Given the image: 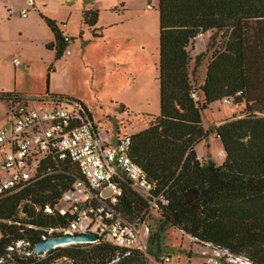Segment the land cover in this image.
<instances>
[{"label":"trees","instance_id":"obj_1","mask_svg":"<svg viewBox=\"0 0 264 264\" xmlns=\"http://www.w3.org/2000/svg\"><path fill=\"white\" fill-rule=\"evenodd\" d=\"M158 11L160 113H147V127L130 134V154L156 191L165 190L168 203L151 209L124 179L118 181L123 193L116 205L129 220H144L150 211L158 215L146 250L124 256L123 249L95 242L35 253L37 241L59 235L49 229L67 225L68 218L55 207L80 176L75 163L47 158L41 178L0 198V264H145L149 256L161 260L165 255L169 228L190 234L199 245L227 247L264 264V0H159ZM42 17L55 35L47 46L59 59L68 42L54 19ZM98 18L97 9L83 11V23L90 27ZM208 32L213 33L207 47L212 54L203 83L195 85L205 54L191 69L189 46ZM226 98L243 103L244 115L214 127L226 154L218 165L199 159L195 146L211 131L203 125V110ZM118 253L120 259L112 262Z\"/></svg>","mask_w":264,"mask_h":264},{"label":"rangeland","instance_id":"obj_2","mask_svg":"<svg viewBox=\"0 0 264 264\" xmlns=\"http://www.w3.org/2000/svg\"><path fill=\"white\" fill-rule=\"evenodd\" d=\"M33 1L42 6L44 13L41 14L46 17L67 20L71 11L70 23L74 29L79 26L81 9H97L100 16L95 27L99 28L97 31L103 27L104 32L103 37L96 38L93 35L94 27L82 23L85 34L79 36L78 47L72 48L74 54L54 63L57 70L52 74L50 90L62 92L64 96L77 100L86 107L92 113L101 136L105 131L111 136L118 132L122 136L145 129L150 119L147 113H160L159 85L156 88L155 84H148L159 61V0H12L11 6L17 8L18 13L22 6L29 8ZM120 18H124V21L121 22ZM24 23L20 19L10 22V31L13 30L18 46L11 47L6 52L10 54V60L21 54L19 50L39 56L32 64L29 62V70L27 62L23 61V72L18 74L17 81L24 91L43 93L47 88V70L52 61L47 67L45 62L50 59L51 52L35 47L30 42L29 39L36 35L35 32L20 35V27ZM90 38L92 41L86 44L84 40ZM218 39L219 37L216 41ZM211 43L213 33L208 32L203 40L195 39L189 46L191 69L194 68L196 57L201 53L205 54L196 73L195 85H198L205 73V66L212 54V50L207 51ZM141 44L147 45L144 52ZM3 109L0 105V113ZM202 113L203 125L211 131L195 146V150L203 157V161L212 160L222 165L226 154L213 129L227 120L243 116L244 104L227 103L222 99L210 104ZM157 218L158 215L150 211L144 220L151 227ZM142 242L147 245L148 236L142 234ZM163 245L161 256L170 254L174 258L179 257L181 261L189 260L190 264L208 263L200 254V246L194 244L191 235L182 230L169 228ZM59 262L69 263L62 260ZM159 262L160 260L149 256L145 264Z\"/></svg>","mask_w":264,"mask_h":264},{"label":"built area","instance_id":"obj_3","mask_svg":"<svg viewBox=\"0 0 264 264\" xmlns=\"http://www.w3.org/2000/svg\"><path fill=\"white\" fill-rule=\"evenodd\" d=\"M21 12L25 17L28 9L23 8ZM204 36L205 33H199L196 40L201 41ZM64 39L69 42L71 37L65 35ZM14 63L18 64L19 59L15 58ZM191 96L195 98L196 92L192 91ZM0 99L8 104L7 124L0 129V198L41 178L47 158L70 161L78 166L80 176L63 191L55 207L60 215L68 218V223L49 232L96 234V242L123 249L124 256L133 249L145 251L147 245L142 242V234L149 236L150 227L140 218L127 219L116 208L123 193L118 181L129 180L151 209L166 205L168 199L165 190L156 191V184L131 157V135L117 133L113 139L105 134L101 136L86 107L61 94H0ZM225 101L232 103L229 98ZM46 211L53 209L47 207ZM191 239L200 246V254L207 264H255L245 254L209 242L199 245L196 238ZM119 259L118 253L112 262ZM159 264L190 262L167 254Z\"/></svg>","mask_w":264,"mask_h":264},{"label":"crops","instance_id":"obj_4","mask_svg":"<svg viewBox=\"0 0 264 264\" xmlns=\"http://www.w3.org/2000/svg\"><path fill=\"white\" fill-rule=\"evenodd\" d=\"M11 3H12V0H0V94L1 93H12V94H21V95H41L45 93H52V94L60 93L61 94L62 92H55V91L50 90V81L52 78V74H54L57 70V67L54 65V63L55 62L58 63L62 61L64 58H66V56H72L74 54L72 48L78 47L79 42H80L79 36L82 37L85 34V30L82 28L83 27L82 23H83V11L86 9L85 8L81 9V16H79L80 23L78 24L79 26H77V28L75 29L72 28L71 23H70L71 11H70V15L67 17V20H64V18L59 19V18H53V17L47 16L51 19H54L57 22L64 36L68 35L71 37V40L66 44V48L63 52L62 57L59 59H56V50L54 48L49 49L47 46L49 43H52L55 41V35L52 29L48 26L44 17H42L41 13H44L42 6H40L37 2L33 1L29 8H27L26 6H22L20 9V12L16 13L18 9L13 8L11 6ZM23 8L28 9L27 16L25 17L22 15V12H21ZM16 19H20L21 21L25 22L20 27V35H23L24 33H29V32L31 33L32 31L35 32L36 35L29 39L30 42H32V44H34L35 47H40L42 50H45L46 52L48 51L51 52L50 59L45 62V65L47 67L49 62L52 61V63H50L48 70H47V79L49 78V83H47L46 91L43 93L27 92V91L22 90L18 86L17 78H18V74L23 72V66H22L23 61L27 62L26 67L29 70L31 68V64L33 60L39 56H35L34 54H31V53L26 54L22 50H19V52L21 53L19 56L13 57L12 60L9 59L10 54H8V52L6 51H9L11 47L18 46V43H15L17 42V40L15 39V36L13 35V30L10 31L11 29L9 27L10 22L15 21ZM120 19H121L120 20L121 22L124 21V18H120ZM100 29H101L100 31H97L99 30V28H96V27H94L93 29V35H95V33L96 35H98V36H95L96 38L104 36V32L102 30L103 27H100ZM84 41L86 44H88L90 41H92V39L91 38L88 40L85 39ZM141 48L144 52L147 49V45L141 44ZM67 50H70V53H67ZM15 58H19L18 66L14 63ZM40 59L42 60L41 57ZM156 65L157 66L154 71L153 78L150 81H148V84H150L151 86H154L155 84L156 88H158V85H159V91H160V83L158 79L159 61ZM51 68L52 70L50 71ZM130 76H133V74L130 73ZM204 79H205V73L203 77H201L199 84H202ZM0 105L4 108L3 112L0 113V129H1L7 124V116H6L7 114L6 113L8 109V104L4 99H0ZM87 111H88L90 119L94 123L92 113L88 109ZM94 125L96 128H98V126L95 123ZM105 135H108L111 139H113L115 136V135L111 136L108 131H105ZM216 137L219 138L217 135ZM198 157L199 159L203 158L199 154H198Z\"/></svg>","mask_w":264,"mask_h":264},{"label":"water","instance_id":"obj_5","mask_svg":"<svg viewBox=\"0 0 264 264\" xmlns=\"http://www.w3.org/2000/svg\"><path fill=\"white\" fill-rule=\"evenodd\" d=\"M98 239L96 234L86 233V234H61L48 236L42 238L36 242L33 247V251L37 254L46 253L56 247L76 244V243H94Z\"/></svg>","mask_w":264,"mask_h":264}]
</instances>
